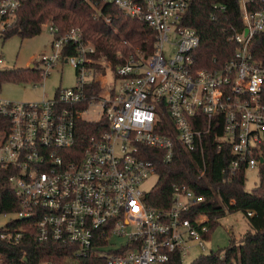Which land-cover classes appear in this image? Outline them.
I'll use <instances>...</instances> for the list:
<instances>
[{"label": "built area", "instance_id": "built-area-1", "mask_svg": "<svg viewBox=\"0 0 264 264\" xmlns=\"http://www.w3.org/2000/svg\"><path fill=\"white\" fill-rule=\"evenodd\" d=\"M23 1L0 0V33ZM98 2L144 21L155 33L153 53L140 50L112 66L93 59L96 48L81 29L57 35L50 25L53 52L41 58L43 78L67 63L76 84L36 102L0 96V188L8 181L21 199L18 218L38 217L39 242L77 246L67 264H172L192 244L207 248L211 221L193 214L205 196L187 184L172 185L169 206L147 204L143 184L157 172L145 148L167 163L178 146L195 153L202 177L206 146H229V169L256 171L264 187V63L252 49L264 31V0H239L244 26L231 37L238 48L212 69L196 67L200 37L183 23L193 0ZM97 62L109 72L99 74ZM92 112L97 119L85 117ZM80 121L108 124L81 155Z\"/></svg>", "mask_w": 264, "mask_h": 264}, {"label": "trees", "instance_id": "trees-1", "mask_svg": "<svg viewBox=\"0 0 264 264\" xmlns=\"http://www.w3.org/2000/svg\"><path fill=\"white\" fill-rule=\"evenodd\" d=\"M183 23L195 29L200 37V45L193 51L196 67L211 69L223 66L234 56L238 44L231 37L244 26L239 0H193ZM46 24L56 26L57 35L72 28L81 29L84 39L96 48L93 59L108 60L113 66L123 63L137 51L151 54L155 48V33L144 21L98 0H24L11 26L1 34L4 39L13 35L26 39L39 35ZM252 49L255 58L264 63V31L256 34ZM94 65L100 69V63ZM43 74L44 70L37 64L2 69L0 90L7 81L40 82ZM98 90L95 84L91 92ZM107 125L80 121L76 146L80 155L90 139L99 136ZM145 149V156L154 162L158 174L156 185L145 196L148 205L169 206L173 199L172 185L187 184L205 196V201L193 214L209 216L207 239L227 212L242 210L249 220L251 229L239 242L232 237L226 249L202 254L190 264H264V187L258 185L251 191L246 190L245 169H229L234 156L229 146L219 147L216 143L206 146L207 171L202 177H199L196 154L181 146L176 148L169 163L164 161L159 150ZM0 189V214L20 211L21 199L9 182L4 181ZM38 220L36 215H31L12 219L0 227V264H67L68 259L75 256L77 246L74 244L52 240L39 242ZM2 233H6V237H2ZM172 264L185 263L177 255Z\"/></svg>", "mask_w": 264, "mask_h": 264}, {"label": "rangeland", "instance_id": "rangeland-1", "mask_svg": "<svg viewBox=\"0 0 264 264\" xmlns=\"http://www.w3.org/2000/svg\"><path fill=\"white\" fill-rule=\"evenodd\" d=\"M49 24L43 26L42 32L34 37L22 39L19 35H13L4 39L0 33V70L5 68L20 67L25 68L31 64L43 66L41 58L44 54L53 52L52 42L54 35L50 31ZM100 63L99 74H107L110 65L104 62ZM113 66V65H112ZM101 75V76H103ZM76 84V70L67 63H61L53 68L51 73L39 81H7L2 84L0 96L4 99L18 102H36L42 100L45 96L53 97L59 88L73 87ZM93 112L99 111L100 107H93ZM89 113L85 115L89 119H97L99 114ZM158 180L157 174H152L144 182L143 189L151 191ZM260 184V176L256 171H248L246 174L247 191L253 190ZM18 218L16 213L0 214V227L5 226L10 220ZM251 229L249 220L242 210H234L220 219V223L211 233L210 239L206 240L207 248L200 249L192 244L190 250L184 256V263L190 264L202 254H209L213 251L226 249L231 244L232 237L239 242L243 235ZM123 240V238H118Z\"/></svg>", "mask_w": 264, "mask_h": 264}, {"label": "water", "instance_id": "water-1", "mask_svg": "<svg viewBox=\"0 0 264 264\" xmlns=\"http://www.w3.org/2000/svg\"><path fill=\"white\" fill-rule=\"evenodd\" d=\"M30 67H34V64H31Z\"/></svg>", "mask_w": 264, "mask_h": 264}]
</instances>
